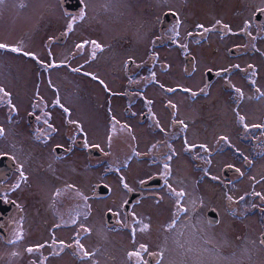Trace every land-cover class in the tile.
I'll use <instances>...</instances> for the list:
<instances>
[{"label": "rangeland", "instance_id": "rangeland-1", "mask_svg": "<svg viewBox=\"0 0 264 264\" xmlns=\"http://www.w3.org/2000/svg\"><path fill=\"white\" fill-rule=\"evenodd\" d=\"M249 1L250 6L245 0L234 10L230 0H198L199 5L188 8V14L195 28L202 25L206 30L230 22L231 27L245 30L246 23L253 22L254 11L264 8V0ZM175 2L81 0L83 6L76 15H67L61 0H4L0 4V44L9 46L0 49V88L9 93L5 96L0 92V128L4 130L0 155H11L16 161L15 171L3 188L7 198L17 204L10 213L7 237L0 235V264H147L150 256L155 264H264V251L258 245L264 233V137L252 127L264 122V23L249 26L252 37L244 34L242 39L229 36L221 41L213 34L210 45L204 47L213 54L220 46L218 55L223 56L228 47L241 44L244 55L235 62L258 67L257 73L231 78L243 100L240 112L244 121L236 122L238 113L229 100L231 90L221 85L224 76L207 96L198 97L201 102L181 110L193 123L192 141L199 147L209 146L201 152L204 169L196 160L194 181L190 179L187 186L195 207H200L195 231H183L182 220L165 224L158 219L155 226L159 230H148L141 222L131 226L126 222L123 207L130 192L146 197L148 191L142 183L159 174L167 155L158 158L157 165L143 162L136 166L134 160L148 144L153 142L154 150H161L160 145L154 148L156 139L144 137L143 146L136 147L139 151L133 149L134 142L130 145L127 140L132 136L113 124L115 117L124 119L123 60L130 54L134 60L142 59L133 49L127 53L128 49L119 48L118 40L132 35L136 45L148 41L159 13ZM92 41L103 50L94 49ZM12 47L21 51L13 52ZM76 68L80 71H73ZM179 76L172 74L166 80L181 83ZM199 87L197 92L201 93ZM30 115H34L33 128ZM56 145L66 148L67 153L56 156ZM93 145L99 146L100 158L88 155L86 147ZM190 163L191 159L184 162L185 166ZM224 165L238 170L225 184L218 180ZM182 171L191 177L190 171ZM172 174L174 179L179 176L178 170ZM168 181L158 192L161 197L185 193L183 182ZM100 184L109 186L107 197L97 198ZM141 203L134 206L133 213ZM211 208L221 216L215 227L207 220ZM154 209L169 215L166 203ZM107 212L113 214L115 225L106 222ZM177 212L175 208L170 216ZM137 215L139 219L141 214ZM132 233H136L135 239Z\"/></svg>", "mask_w": 264, "mask_h": 264}, {"label": "flooded vegetation", "instance_id": "flooded-vegetation-1", "mask_svg": "<svg viewBox=\"0 0 264 264\" xmlns=\"http://www.w3.org/2000/svg\"><path fill=\"white\" fill-rule=\"evenodd\" d=\"M230 1L233 3V9L235 10L239 6L242 7L245 0ZM248 1L249 0H247L246 3L250 6V1ZM170 4V7L167 6L166 10H162L159 13L157 20L151 29L148 41H143L142 44L139 43V45H136L132 35H125L118 40L119 48L124 47L128 49L127 53H130L131 49H133L136 54L135 56H140L143 60L141 59V62L140 60H134L133 57H131V54L125 57V61L123 60L122 64L126 79L123 92V95L125 96L123 101L124 108H122L124 119L121 120L120 118L115 117L117 120L113 124L117 127H123L126 130V133L130 135V137H133V139L132 137L127 139L128 142L130 141V145L134 142L131 146L133 149H136L138 144L143 146L142 143L144 140H142V138L144 137L156 139L154 148L160 145L161 150L160 148L154 150L153 147H151L153 142L148 144L145 147V152L138 154L134 160L136 161V166L143 162H146V165H157L158 158H163L164 153L167 155L165 164L170 165V168L168 169L164 166L160 167L162 170L158 171L159 174L151 175L142 183L144 191H148L144 194L146 197H141L142 194L139 192L140 196L130 204L128 212H125L124 207L130 199V197H128L127 202L123 207L127 224L131 226L133 222L134 224L141 222L143 223V226L144 224L148 226V230L149 228L159 230V228L155 226L159 220L163 221L165 224L172 222V220H174V222L182 220L185 222L182 229L183 231L187 230L188 232V230H191L190 228H193L195 231L196 213L200 210V207H195L193 195L190 194V189L187 186L189 182L191 183L190 179L194 181V166L196 160L199 163V168L204 169V158L202 154L208 150L209 146H207L208 148L203 147V150H201L202 147H199L198 144L192 141L191 131L193 129V123L189 118L183 116L181 110L187 107L191 108L197 101L201 102L198 97L202 98L207 96V94L211 92L212 87L219 84L222 79L221 77L224 76L226 79L222 80V88L226 91L231 90L229 94V100L231 101L230 105L233 106L234 111L238 113L236 122H240L239 116H243L240 112L243 110H241L243 100L241 94L237 91L239 89L233 86L234 84L232 83L231 78L235 74L244 75L251 72L257 73L258 67H254V65H252V67L242 66L235 62L236 59L241 58L244 55L241 44H235L228 47L223 51L226 52V55L224 53L223 56L218 55L220 46L215 47V49L212 50L213 54L210 53V48H208V51V49L204 47H206L205 45H210L211 35L213 34L219 35L221 41L226 40L229 36L241 37L242 39L244 34L248 37H252V34L250 33L251 24L254 23V25H260L264 23V12H261L264 8H258L254 11L252 14L253 22H248L249 25L246 23L247 28L245 30L243 28L238 29L231 27L230 22L223 23L224 25L221 24L219 27L205 30L200 26H197L198 29L195 28L196 24H192L191 17L188 14V8L199 5L198 0H176L174 4ZM79 11L77 13H79ZM236 12L237 11H235V14ZM77 13L66 14L76 15ZM199 15L201 16L202 14ZM197 23H202V21H198ZM225 25L227 27H225ZM250 53L253 54L254 51H251ZM221 59H223V61H221ZM203 62L206 65H202ZM220 62L225 63V65L218 66L217 64ZM112 65L114 68L116 63L113 62ZM177 73L180 74L183 82L173 84L168 83L166 80L167 77ZM197 85H201V87H199L202 88L201 93L197 92ZM254 87V92L257 94L259 92L257 90L258 87ZM107 92L111 94L113 91L107 89ZM261 93L264 92L261 91ZM262 117H264V114ZM64 123L66 124L65 121ZM257 125L262 126L256 128L257 133L264 137V122H259ZM33 127L34 124L31 128ZM223 135L225 134H222L221 136ZM58 147L61 148L62 146L56 145L54 147V153L56 156L60 157L67 153V149L64 147H62L63 151L61 153H57L55 150ZM223 147L226 148L225 146ZM92 149L98 150L99 146L93 145L92 147H86V151L90 157H92L90 155V153L93 152ZM197 152H200L198 153L199 156L196 155ZM169 156H171V160L168 159ZM189 159H191L192 166L191 163L190 165L188 164L185 166L184 162ZM151 162L153 163L151 164ZM227 166L229 165L223 166L222 178H218L223 184H225L228 179L223 174L224 169ZM15 168L16 166L14 167L12 174L14 173ZM185 169H187V172L190 171L191 177L185 176L182 171H185ZM177 170L179 176L174 179L172 173L175 174ZM9 178L0 183V198L2 199V203H13V207L1 223V227L5 232V237H7V230L9 228L7 225L10 213L17 205L13 200L7 198V190L3 188ZM169 179H173V181L176 180L179 183L183 182L181 183V186L183 187L181 190L185 191V193L183 192V197H166L167 199L161 197V193L158 192L163 190ZM132 192L135 191H131L130 194ZM224 197L227 196L224 195ZM141 201V207L133 213L134 206ZM155 203H158L159 205L157 206ZM163 203H166L168 207L167 210L169 215L167 216L162 215L161 212L154 209V207L163 206ZM224 203L225 207H227V198L224 199ZM173 208H176L178 212L172 218L170 213L173 212ZM212 209L217 211L215 208H211L210 210ZM217 213L218 222L216 224L210 223L213 227L219 225L221 221V216L218 211ZM137 214H141L139 219L136 217L138 216ZM144 230L146 229L142 228V235H145L146 237L147 234ZM170 232L171 231L169 230L165 231V235L168 237ZM263 234H261V236ZM160 235L163 236V232ZM261 236L258 245L260 247L259 249L264 251V244L261 243L263 240L261 239ZM132 237L135 239L136 233H132ZM156 262V260L152 261L150 256L147 264H155Z\"/></svg>", "mask_w": 264, "mask_h": 264}, {"label": "water", "instance_id": "water-1", "mask_svg": "<svg viewBox=\"0 0 264 264\" xmlns=\"http://www.w3.org/2000/svg\"><path fill=\"white\" fill-rule=\"evenodd\" d=\"M61 5L64 11L68 13H77L83 6V4L81 3V0H61ZM73 5H75L76 8L74 9L71 8L73 7ZM28 120H29L30 125L33 126L34 116L30 115ZM55 151L57 153H61L63 149L62 147L61 148L58 147L56 148ZM92 151L93 152L90 153L92 157H100L102 155L97 149H94V150L92 149ZM15 166H16V162L13 156L8 155V154H2L0 156V183L12 175V172ZM233 173H237V169H235L233 166H227L223 172L225 177H229ZM109 193H110V188L108 185L100 184L97 187V191H96L97 197H106L109 195ZM139 196L140 194L138 192L131 193V197L124 207L125 212H128L130 204ZM12 207H13V203H9V204L2 203V199L0 198V235H2L4 238H5V232L1 227V223L4 220V218L7 216V214L10 212ZM207 218H208L209 223L216 224L218 222L217 211L213 209L209 210L207 212ZM105 219L109 225L114 224L113 214L111 212L106 213ZM261 239L264 240V234L261 236Z\"/></svg>", "mask_w": 264, "mask_h": 264}, {"label": "snow or ice", "instance_id": "snow-or-ice-1", "mask_svg": "<svg viewBox=\"0 0 264 264\" xmlns=\"http://www.w3.org/2000/svg\"><path fill=\"white\" fill-rule=\"evenodd\" d=\"M3 2H4V0H0V4H2ZM261 12H264V9H262ZM81 18H83V16H81ZM200 27H203V26L201 25ZM225 27H227V26L225 25ZM68 28H69V30H71V29H72V24H69V25H68ZM91 43H92V45L94 46V49H100V50H103V49H102V46H101L100 44H98L96 41H92ZM78 47L83 48L84 45H78ZM5 48H9V46H8V45H5V44H0V49H5ZM10 50L13 51V52H19V51H21L19 48H16V47H12ZM95 54H96V53H95V50H94V51L92 52V56H93V58H95ZM24 55H26V56H33V58H35L34 54H32V53H27V52H25ZM46 66H55V65H46ZM73 71L79 72L80 69H79V68H76V69H73ZM93 78L95 79V77H93ZM101 83H103V81H101ZM237 91H239V90H237ZM0 92H3L5 96H9V93H7L3 88H0ZM194 95H195V94H194ZM261 95H264V93H261ZM57 103H58V101H57ZM11 107H12V110L15 111V107H14V106H11ZM173 107H174V106H173ZM65 111H67V109H65ZM239 119H240L241 122H243L244 119H245V117H243V116H239ZM44 122L47 123V120H45ZM181 123H182V122H181ZM49 127L51 128V125H49ZM185 127H186V125H185ZM245 127L247 128L248 125H245ZM252 127L260 128V127H262V126H261V125H252ZM3 134H4V130H3V128H0V136H2ZM221 139H226V138L222 137ZM200 147L203 148V147H205V146L201 145ZM168 159L171 160V156H169ZM164 167H165L166 169H168V168H170V165L165 164ZM237 171H238V170H237ZM21 176L26 180V177L24 176L23 172H21ZM16 187H19V184H17ZM124 187L127 188V184H124ZM175 194H176L178 197H183V196H184V193H183L182 191H181V192H178V193H175ZM257 195H259V194L257 193ZM229 199H231V197H229ZM145 227H147V226H145ZM261 243L264 244V240H262ZM80 247H81V249L83 248L82 245H81ZM141 247L144 248L145 246H144V245H141ZM28 251L31 252L32 249H28ZM84 255H85V256H90V254H89L87 251H84ZM130 255H136V256H139V253H132V254H130Z\"/></svg>", "mask_w": 264, "mask_h": 264}, {"label": "bare ground", "instance_id": "bare-ground-1", "mask_svg": "<svg viewBox=\"0 0 264 264\" xmlns=\"http://www.w3.org/2000/svg\"><path fill=\"white\" fill-rule=\"evenodd\" d=\"M41 159L44 160V161L46 160V158H45L44 155L41 156ZM83 188H85V187H83ZM67 231H68V230H67Z\"/></svg>", "mask_w": 264, "mask_h": 264}]
</instances>
